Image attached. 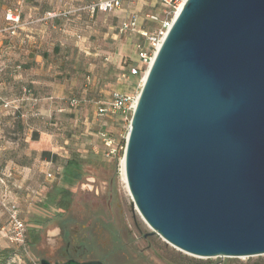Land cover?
<instances>
[{
    "label": "water",
    "instance_id": "water-1",
    "mask_svg": "<svg viewBox=\"0 0 264 264\" xmlns=\"http://www.w3.org/2000/svg\"><path fill=\"white\" fill-rule=\"evenodd\" d=\"M124 161L137 209L168 244L264 255V0L185 2L146 74Z\"/></svg>",
    "mask_w": 264,
    "mask_h": 264
},
{
    "label": "rangeland",
    "instance_id": "rangeland-1",
    "mask_svg": "<svg viewBox=\"0 0 264 264\" xmlns=\"http://www.w3.org/2000/svg\"><path fill=\"white\" fill-rule=\"evenodd\" d=\"M99 1L53 4L49 12L57 16L37 22L35 30H41L42 37H38L39 33H29L34 37L33 43L51 48L57 43L76 46L77 43L92 41L94 24H100L110 14L128 7L92 13L88 6ZM127 5L137 14L140 28L149 33L156 32L167 18V8L156 0H131ZM149 14H155L159 19L152 20ZM44 16H48V13ZM41 24H45V27H41ZM95 39L97 42L103 37L96 35ZM121 39L123 58L104 66L101 71L109 77L104 88L112 92L136 93L140 91L145 72L137 75L131 73L132 66L140 63L136 44L142 42L148 48V40L133 31L123 32ZM100 45L95 51L99 55L105 54L99 49L103 46L115 53V48L110 45ZM72 53L61 58L67 61L75 59L76 50ZM78 59L81 60L82 56ZM103 101L108 102L109 98ZM98 107L92 108L89 131L88 124L70 117L58 119L63 126L56 129V133L69 138V142H60L59 145H63L67 154L73 157L65 175L53 173L54 178L50 179L47 172L35 169L36 179L16 177L7 178L5 183L0 182V196L17 205L30 234V241L25 247L11 242L1 231L8 217L0 206V264H41L43 258L57 261L71 255L81 260L100 259L105 264H264V255L194 257L154 233L137 209L122 176V160L132 115H98ZM100 132H107V136L113 140L115 153L108 154ZM7 143L1 145L7 146ZM18 144L10 142L12 147H8V150L14 151L16 156H25V148H19ZM84 238L87 248L75 252L76 245ZM67 242H71L70 254L64 255L62 251Z\"/></svg>",
    "mask_w": 264,
    "mask_h": 264
},
{
    "label": "crops",
    "instance_id": "crops-1",
    "mask_svg": "<svg viewBox=\"0 0 264 264\" xmlns=\"http://www.w3.org/2000/svg\"><path fill=\"white\" fill-rule=\"evenodd\" d=\"M65 1L78 3L86 0H0V29L9 25L5 19L9 9L19 8L23 23L16 35L0 33V105L13 102L12 107L0 116V172L5 176L9 171L13 173V177L6 179H36L35 169L47 172V177L52 174L48 177L50 179L54 178L53 173L64 174L73 157L67 154L63 145H59L60 142H69V138L56 133L55 130L63 126L58 119L70 117L88 124L89 131L92 108L106 104L103 100L109 98L110 101L117 92L104 88L109 77L101 71L104 66L123 58V32L120 28L136 14L127 5L131 0L123 4V7H128L110 14L102 23L94 24L92 41L77 43L76 46L57 43L51 48L33 43L34 37L29 33H39L38 37H42L41 30H35L37 22L49 18L44 14L52 13L49 10L53 4ZM96 35H102V40L106 41L98 39L96 42ZM100 42L115 48V53L104 46L99 49L105 54L96 53ZM75 50V59L67 61L61 58ZM79 56H82L81 60ZM73 98L79 100L76 107L69 104ZM3 142H8V145H1ZM10 142H18L19 148H25V156L10 152Z\"/></svg>",
    "mask_w": 264,
    "mask_h": 264
},
{
    "label": "built area",
    "instance_id": "built-area-1",
    "mask_svg": "<svg viewBox=\"0 0 264 264\" xmlns=\"http://www.w3.org/2000/svg\"><path fill=\"white\" fill-rule=\"evenodd\" d=\"M125 1L127 0H100L97 3L89 5L88 8L92 13H95L96 11L112 12L121 8ZM186 1L187 0H156L158 4L163 5L167 8V18L162 22L158 30L154 33H149L147 30L139 27L137 14H134L131 20L125 22L122 25V27L120 28L121 32L131 30L133 32L139 33L144 38H147L149 44L148 48H146L142 42H138L136 44L140 63L139 65L133 66L131 68L132 74L137 75L145 70V75L148 72L158 50L160 49L169 29L173 24L174 17L181 10ZM56 15V13H48L49 17H53ZM149 17L152 20L159 19L155 14H149ZM5 19L7 22H9V25L1 28L0 33H9L11 35H16L23 24L21 20L20 9H9L6 12ZM142 85L140 87V91ZM140 91L136 93H126L120 91L115 92L113 98L110 101H108L104 105L99 106L97 112L98 115H110L117 113L123 115H133ZM69 104L71 107H76L79 104V100L73 98L70 100ZM12 105L13 102H3V104L0 105V116L3 114L4 110L12 107ZM100 135L101 137H103L105 145L109 150L108 154L115 153L116 148L113 146L114 142L110 137L107 136V132H100ZM12 174V171H9L5 176L0 172V182L5 183V177H11ZM48 177H52V174L49 173ZM0 206L6 212L8 217L7 224L1 228V231L6 233L8 239L11 242L25 247L28 244L29 230L26 222L20 217L17 205L0 196Z\"/></svg>",
    "mask_w": 264,
    "mask_h": 264
},
{
    "label": "flooded vegetation",
    "instance_id": "flooded-vegetation-1",
    "mask_svg": "<svg viewBox=\"0 0 264 264\" xmlns=\"http://www.w3.org/2000/svg\"><path fill=\"white\" fill-rule=\"evenodd\" d=\"M70 248H71V242H67L66 245H65V248L64 250L62 251V253L64 255H66L67 253L70 254ZM87 248V244H86V239L84 238L82 241H79L78 244L76 245L75 247V252H82L84 249ZM70 258H75L77 260H81V259H78L77 257H74L73 255H71L69 258L65 259V260H68ZM50 260V259H49ZM92 260V259H91ZM52 261V260H51ZM57 261H63V260H57ZM83 261V260H81ZM56 262V261H54Z\"/></svg>",
    "mask_w": 264,
    "mask_h": 264
},
{
    "label": "bare ground",
    "instance_id": "bare-ground-1",
    "mask_svg": "<svg viewBox=\"0 0 264 264\" xmlns=\"http://www.w3.org/2000/svg\"><path fill=\"white\" fill-rule=\"evenodd\" d=\"M147 74V73H146ZM146 74L144 75V77H143V81L145 80V77H146ZM122 164H123V181L125 182V184H126V187H127V189L129 190V188H128V184H127V178H126V173H125V161H124V158H123V160H122Z\"/></svg>",
    "mask_w": 264,
    "mask_h": 264
},
{
    "label": "trees",
    "instance_id": "trees-1",
    "mask_svg": "<svg viewBox=\"0 0 264 264\" xmlns=\"http://www.w3.org/2000/svg\"><path fill=\"white\" fill-rule=\"evenodd\" d=\"M70 165H72V161H71V162L69 161V162L67 163V166H70ZM64 193L67 194L66 191H65ZM29 241H30V234H29L28 242H29Z\"/></svg>",
    "mask_w": 264,
    "mask_h": 264
}]
</instances>
